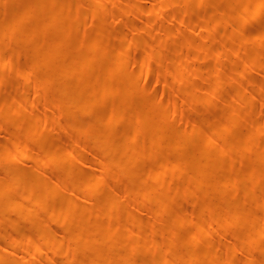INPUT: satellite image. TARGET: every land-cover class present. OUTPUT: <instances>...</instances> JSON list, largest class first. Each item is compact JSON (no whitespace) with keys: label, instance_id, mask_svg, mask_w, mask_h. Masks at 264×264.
I'll use <instances>...</instances> for the list:
<instances>
[{"label":"bare ground","instance_id":"6f19581e","mask_svg":"<svg viewBox=\"0 0 264 264\" xmlns=\"http://www.w3.org/2000/svg\"><path fill=\"white\" fill-rule=\"evenodd\" d=\"M136 1L137 6L118 7L120 0H0V7L21 6L0 10V78L15 73L29 79L37 71L34 99L25 106L44 101L36 111L23 109L19 94L31 86L22 82L0 97V118L8 128L6 141L0 139V264H264L259 237L264 234V119L252 118L255 98L245 91L251 85L260 91L264 113V75L253 82L244 74L245 68L264 63L259 17L264 0H219L198 16L190 10L207 8L211 0H152L153 11L144 7L147 0ZM43 2L54 10L43 14ZM175 3L179 10L161 23L116 25L132 15L157 16ZM97 8L106 26L90 31L87 43L84 35L73 33L93 20ZM199 21L207 25V34L197 27ZM216 31L222 32L224 45L209 46L208 35ZM195 41L200 45L193 46ZM172 42L173 55L163 56L159 50ZM14 44L22 46L23 64L18 67L9 58L1 65ZM139 46L136 66L132 54ZM211 56L218 62L214 76L204 68ZM154 61H159L157 81L170 89V101L163 91L152 95L133 71L134 65L144 70ZM193 71L199 74L195 80L188 77ZM141 72L147 78L151 74ZM69 77L72 83H62ZM226 88L228 105L242 97L237 109L221 105ZM179 89L183 108L178 112ZM205 105L210 109L191 119L186 115ZM45 107L58 109V115H47ZM53 127L58 132L48 138ZM63 135L70 138L62 141ZM231 136V141L219 139ZM136 137L140 142L133 147L128 141ZM85 149L90 158L79 154ZM230 152L229 165L220 163ZM154 157L158 160L148 169L138 165ZM165 165L166 175L181 169L182 178L168 182ZM233 167L236 181L228 176L216 181L218 172ZM236 184V189H218ZM99 187L97 196L86 195ZM140 193L156 195L146 205L153 209L147 219L126 201ZM182 193L185 204L167 210ZM122 220L128 235L119 238L116 223ZM192 222L190 232L162 239L161 234ZM222 229L226 236L220 235ZM208 238L206 246H198ZM172 248H177L173 255L166 253ZM43 255L46 263L30 261Z\"/></svg>","mask_w":264,"mask_h":264},{"label":"rangeland","instance_id":"374dc122","mask_svg":"<svg viewBox=\"0 0 264 264\" xmlns=\"http://www.w3.org/2000/svg\"><path fill=\"white\" fill-rule=\"evenodd\" d=\"M66 1V0H65ZM219 0H211L210 1V5L207 7V8H204V9H199V8H192L190 10V13L189 15H192V16H198L199 14H205L209 11H211V8L216 5V3H218ZM123 4H131V5H134V6H137L138 3L136 0H120V2L117 4V6H122ZM146 5H144V7L146 6L149 11H153L154 9V6H153V1L152 0H147L145 2ZM41 11L43 14H49L50 12H52L54 10V7H53V4H47L45 2H43L41 5ZM143 6V5H142ZM10 7L12 6H8V7H5V6H2L0 7V10H6V9H10ZM21 6H14L12 7L13 9L14 8H19ZM28 8V7H27ZM30 8H28L29 10ZM145 9V8H144ZM99 8H97L95 10V14H94V18H92L93 20L90 21V22H87L85 24H82V28L80 31H76L74 32L73 34L74 35H84L86 37V40H87V43H89V40H88V33L90 31H92L93 29H95L96 27H102V26H106V24L104 23V20H102L99 16ZM179 10V4L178 3H175V4H170L168 5L165 9H164V12L163 13H160L158 14L157 16H150V12H147L145 13L142 17L143 18H140L139 16H136V15H132V16H128V17H124L118 24H116L117 26H122L124 24H129V25H132V26H139V24L143 25V23L145 22H150L152 24H155V23H161L164 21V16L167 14V13H175ZM59 11H61V8H59ZM31 11L28 12V17L31 15ZM259 17L262 18L263 22H264V12H262L261 14H259ZM37 20V19H36ZM36 20H32V21H36ZM228 18L227 19H224L223 21V24H226L228 22ZM30 23V22H28ZM197 27H203V30L201 33L203 34H207L206 30H207V25H203L201 23V21H199L197 24ZM144 27V25H143ZM176 25H171V28H175ZM156 33L155 31H152V33ZM147 32H144L142 33V35L146 34ZM18 34L19 32H16L13 34L14 38L17 39L18 37ZM210 37V44L209 46H212V47H215V46H221V45H224V38H223V35H222V32L220 31H216V32H212L208 35ZM264 37V34L263 36ZM183 37H180V40L182 39ZM134 39V36H131L129 38L130 41H132ZM248 41L249 43H253L254 41L251 40V36H249L248 38ZM20 45V44H19ZM17 44H14L12 46H9L6 51H5V57L3 60H1V65H7V60L9 58H12L13 62L15 63H18V67H20V65L23 64L24 60L19 57L21 56V45L19 46ZM200 45L197 41H195V44L193 46H198ZM235 45V44H233ZM175 46L176 44L174 42L172 43H169L167 44L164 48L160 49L159 51L161 52V54L163 56H172L173 55V50L175 49ZM129 47L131 48V45L129 44ZM189 49H185V52H188ZM141 53V46H139L137 48V50L135 51V53L132 54V60L135 62L136 61V66H139L140 65V61L137 60V58L139 57ZM260 57L264 59V52L263 53H260ZM136 58V60H135ZM217 61H215V56H211L210 59H208L207 62H205V65H204V68L206 71H209L210 72V76H214V68L215 66L217 65ZM226 64V60H223L221 61V67L224 68V65ZM134 65V68H133V71L136 72V73H140V78H139V82L141 85H145L149 88L150 92L152 95H159L160 96V93L163 91L165 93V95H168V97L166 96V100L170 101L172 100V97L169 95V91L170 89L165 87L163 88V86H161L160 83H158L157 81V72H158V69H159V61H154L152 62L147 68H144V70H141L139 69L138 67H136ZM16 69V68H15ZM150 70L151 74L150 76L147 78L144 76H142V72L141 71H145V70ZM186 68H184L183 70L185 71ZM204 70V69H203ZM204 70V71H205ZM205 71V72H206ZM187 72V71H185ZM166 74V79L168 80V83L171 81V77L169 74L165 73ZM244 74H245V77L251 81H255L257 78H261L263 75H264V63H258V64H255L254 66L252 67H248V68H245L244 70ZM0 76H1V73H0ZM38 72L35 71V73L32 75L31 78L29 79H24L23 77H20L19 75H16L15 73L13 75H11L10 77H6V78H0V83L2 84L0 86V97L6 93L8 90L12 89L17 83L19 82H22V83H27V84H30V89L26 92H21L19 94V97H20V103H21V106L23 109H25L27 112H33V111H36V109L40 108V107H43L44 106V101L43 100H40V101H37L35 100L36 102L29 105V106H25V102L27 99L29 100H33L34 97L32 96V92L36 89V84L38 83ZM191 79L195 80L199 77V74H197V72L193 71L190 76ZM207 77V76H205ZM74 81V78L72 77H69V78H66L63 80L62 83H66V84H69V83H72ZM229 89L226 88L224 91H222V94H223V98L224 100L221 102V105L224 106V107H228V106H231L232 109H237V107L239 106V103L242 101V97L238 98L236 100L235 103H233L232 105H228L226 102L231 98V96H228L227 93H228ZM246 97H251L253 96L255 98L254 100V105H255V109L252 113V118L254 120H258V119H261L263 120L264 119V113H262V110H263V102L261 101V99L259 98V95H260V91L259 90H254V87L249 86L248 88H246ZM183 93V90L182 89H179V92H178V95L177 97H175V101H176V104H177V109H178V112L180 110V107L182 106L183 108V102H182V98H181V94ZM1 101V100H0ZM9 102L6 103V105H8ZM52 108L51 107H45L44 108V112L49 115V116H55V115H58V109H54V110H51ZM207 109H210V106L208 105H205V106H202V107H196L194 106L193 108H191L190 110L186 111V115L188 116L189 119L193 118L194 116H196L198 113H201V112H204L205 110ZM220 117H225L224 115H221ZM0 121L4 124L2 125V129H0V139L2 140H5L6 141V134H7V122L4 118H0ZM122 125L120 124V127ZM58 132V129L57 127H53L51 129H49L47 131V134L46 136L49 137H54L56 136ZM70 138V135H63V137L61 138L62 141H65V140H68ZM221 142H227V141H231L233 139V136L231 137H228V138H219ZM261 140H264V133L262 134L261 136ZM140 142V137H136L134 140H132L131 142L128 141V143L130 145H132L133 147H135V145L139 144ZM163 143V142H162ZM164 144V143H163ZM162 144V145H163ZM50 146V143L48 142L47 145L44 147L46 149H48ZM76 152H78V148L75 149ZM81 156L85 157V158H90L91 157V151L89 149H85L84 151H81L79 153ZM232 152H230L229 154H227L224 159L220 160V163H223V164H226L227 166L229 165L230 163V160H231V157H232ZM171 157V154L167 155V159H169ZM109 160V158L107 159V161ZM158 160V158L154 157L153 160H150L148 162H144L143 160H140L138 165L140 167H142L143 169H148L150 167V164L151 163H154V161L156 162ZM14 165H17L14 164ZM31 165V162H27V164H24V166L28 167ZM167 165L163 166V169H162V173L164 174L165 176V179L169 182V181H178L182 178V175H183V172L181 169H177L178 172L177 174L175 175H172L171 173H169L168 175H166V170H167ZM236 170V167H233V168H227V171L226 172H218V174L215 176L216 178V181L217 182H222L220 180V178L224 177V176H228L231 178L232 181H236L235 177H234V171ZM48 171V170H46ZM146 175V173L144 174ZM149 184H151L152 186L154 185V188H156L155 186V183L152 181V180H148L147 181ZM206 186L201 189L200 191H198V195L201 196L205 190ZM237 188V184L234 185V186H231V188H228L227 186H222V187H219L218 189L221 190V191H226V190H232V189H236ZM101 191V187L95 189L92 193H90L89 195L86 193L87 196H91V197H95L97 196ZM84 192V191H82ZM85 195V196H86ZM186 197V193H182L181 194V197L180 199L176 200L174 203H171L169 205L166 206V209L167 210H171V209H175V208H178L179 206H181L182 204H185L184 202V198ZM156 198V195L152 194L150 196H142V194H138L133 196L132 198H128L126 199V201L129 203V204H134L136 210L140 213V215L144 218V219H147L149 217H151V215L153 214V209L152 207H146V205H151V203L154 201V199ZM137 199V200H136ZM195 223V222H194ZM194 223L192 222L187 228H184L182 230H173V229H170V231L166 232L165 234H161V237L162 239H167V238H170V237H173L175 235H180V234H186L188 232H190V230L193 228L194 226ZM118 229L120 230V235H119V238H123V237H127L128 235V232L126 231L127 228V222L125 220H122V221H119L116 223ZM220 235L221 236H226V231L224 229L220 230ZM259 237L264 239V234H259ZM161 239V240H162ZM212 239L208 238L206 240H204L203 242L199 243L198 246H206ZM145 245V243H143ZM65 247L68 246V244H64ZM248 247V246H246ZM160 250H162V245L159 246ZM163 251V250H162ZM177 251V248H172L171 250H168L166 251V253L170 254V255H173L175 252ZM218 252H220V249H217L215 251L214 254H217ZM143 254L146 255L147 252L146 251H143ZM243 259L245 260V256L243 257ZM37 260H40L42 261V263H46V256L43 255V256H34L31 258V262H35ZM232 262H228L227 264H231ZM226 264V263H225Z\"/></svg>","mask_w":264,"mask_h":264}]
</instances>
